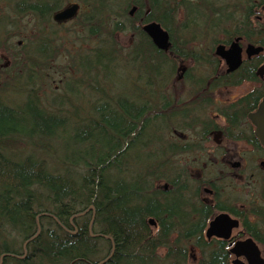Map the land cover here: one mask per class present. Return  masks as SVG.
<instances>
[{
    "label": "trees",
    "instance_id": "16d2710c",
    "mask_svg": "<svg viewBox=\"0 0 264 264\" xmlns=\"http://www.w3.org/2000/svg\"><path fill=\"white\" fill-rule=\"evenodd\" d=\"M1 1L0 7L41 24H51L54 12L66 2ZM80 1L90 10L77 25H86L88 37L100 43L79 55V61L72 59L78 80L66 89L75 93L71 92L75 100L83 98L81 94L88 89L91 102L87 97V110L77 104L71 109L76 121L71 122L51 111L50 105L66 104L63 99L44 104L33 88L25 93L17 88L15 94L23 96L17 102L5 100L0 92V264H186L188 246L198 248V264H229L218 243L203 240L210 211L198 192L208 183L207 177H193L176 159L179 154L202 149L212 123L201 116L193 124L185 123L188 111L194 108L180 107L176 112V102L166 99L163 92L168 83L164 85L165 79L175 73H183L190 87L207 84L208 75H190L185 61L207 66L208 73H221L217 57L200 51L193 41L226 21L225 37L235 35L240 9L234 8L239 4L230 10L231 15L226 0ZM131 5L137 10L130 17L127 7ZM180 7L185 11L183 22L177 19ZM149 21L158 22L168 32L167 51L157 50L141 30L140 25ZM4 29L0 28V37L9 39ZM121 33L130 34L134 41L125 58L114 48L115 35ZM44 48L37 47L31 56L51 60ZM135 62H141L142 69L127 76L132 88H115L107 76L109 68ZM32 71L29 68L27 73ZM241 73L246 75L241 77ZM227 77L234 81L223 82ZM242 78L254 77L240 68L208 84L232 85ZM257 95L264 96V82ZM245 100L234 107V111H242L241 118L251 108ZM179 133L183 140L177 137ZM245 139L254 149L261 148L249 135ZM144 150L148 160L143 163L137 153ZM256 177L264 183V178ZM242 202L250 203L247 199ZM260 218L264 220V214ZM244 226L264 243L257 226L247 222Z\"/></svg>",
    "mask_w": 264,
    "mask_h": 264
},
{
    "label": "rangeland",
    "instance_id": "374dc122",
    "mask_svg": "<svg viewBox=\"0 0 264 264\" xmlns=\"http://www.w3.org/2000/svg\"><path fill=\"white\" fill-rule=\"evenodd\" d=\"M72 1L77 0H66L65 4ZM2 4L3 3L0 0V5ZM237 4H239V7L237 9H241V7L245 5V2L244 0H226L224 3L229 13H231L230 10H232L234 6H237ZM86 12L87 8L86 6H84L81 10H79L78 17L74 18L73 20L60 23L52 21L51 24H41L40 22H37L36 19L28 15H14L11 8L9 7L5 9L4 6L0 7V28L2 31L4 27V33L8 34L10 37L9 39L8 37L5 39H3L2 36L0 37V92L3 94L2 97L5 100H16L17 102H19L23 96H20L21 94L16 95L15 92L20 91L21 93H25V91L27 92L28 90H31V88H33L34 91H36V94L40 97L41 101L44 102V104H48V102L53 103L52 100L57 98H59V100H65L66 104H59V106H57L58 108H54L49 103V105L52 107L51 111L59 112L58 114L62 116L65 115L64 117H66L71 122L76 121L71 109L73 110L74 107H77V104L82 105L85 109L88 106L86 104V100L88 97L87 93H90V91L88 89H85L81 94L84 95V97L80 99V97L78 96V99L75 100L76 96L71 94L72 90L66 89V86H71V82H75L76 79L78 80L77 73H73V66L75 68L77 64H73L72 59H80L78 58L79 55L87 53L93 47L99 45H95V43H100V41L98 42V40H96L97 42H94L93 38L88 37L87 29L86 27H84L86 25L82 27L78 26L80 24L79 22L84 17V13ZM184 14V8L180 7L177 16V19L180 22H183V20L185 19ZM200 22H204V18L201 17ZM227 23L228 21L222 23L224 25L223 28L222 24H219L218 26L220 28H217V30H210L207 36H203L204 34H199L195 38L196 40L193 41V45L196 46V48H199L200 51H204L207 53L211 52L213 54L215 47V44L213 42L215 40H218V42L220 43L225 39L223 35V29L228 28ZM195 35H197V33H195ZM132 42L134 41L130 34H116L114 40V48L116 54L118 53L120 57L125 58L126 52L128 50L130 51ZM41 45H45L44 50L51 53V60L45 61L31 56V53L34 54V50ZM17 58L19 59L16 60ZM183 63L185 67L191 68L189 69L190 75L199 76L200 73L209 72V68L207 66L203 67L191 61H185ZM84 64L85 62H83L82 65L84 66ZM141 65V62H135L133 66L123 65L120 68L116 69L112 67L109 68L107 76L109 77L110 83L117 89L123 86H126L122 88L124 89V91L131 89L132 87L131 84L129 85L128 83L127 76L129 75L130 77H132L131 75L133 74V72L141 70ZM29 68L34 69V71H32L33 73H27V70ZM178 74L179 73H175L169 79H165L164 85H166V81H168L167 86L163 92L166 94L165 98L176 102L173 104L181 102L184 103V101L192 102L195 95L197 94L191 91L189 81L186 79H182V77ZM12 87H15V90H11ZM17 88L19 90H17ZM221 96L227 97L229 96V94L225 92ZM93 99L94 98H92V100ZM88 101L89 103L91 102L89 97ZM57 109H59V111ZM202 116L207 119L209 117L208 112L202 114ZM69 135L70 134H68L67 136ZM175 136L176 135L173 134L174 140ZM187 138L189 141H194L192 136H188ZM33 141L35 144H38L37 142H35V139H33ZM175 141L178 140L176 139ZM42 144L46 145L45 142ZM203 145L204 150L191 151L176 156L178 163L186 166L189 173L193 177H197L200 174L207 178L210 175L212 177L213 174H215V172L218 170L212 167V164H210V162L213 163V157L219 156V152L221 151H217L214 148V143L212 142L211 138L205 141ZM222 146L225 149L230 150L232 154V156L230 157H234L231 158V161H237L234 154L235 151H238L242 159V168L232 169V174L230 177H228V182L230 183L229 185L232 189H229V191L228 185L226 190L227 193H234V196H238L240 193L237 192L233 187H238L241 185L243 186V184L244 187H246L245 184L249 182H251V184L247 185V189L250 190V193H255L256 191L259 192L260 181L258 179L256 180L254 177L252 180L248 178L251 173L258 175L259 178H264V174L259 172L258 169V163L261 159H263H259V153H256L254 151L252 145L247 144L246 142L244 144L241 141L236 144L223 141ZM207 151L208 153H206ZM59 153L60 154H58V156L62 159V152L59 151ZM137 155L141 158L143 157V163L148 160L146 150L142 151V153H137ZM221 160L225 162V160H223L222 158ZM48 163H50V161H48ZM221 163H219V166H222ZM223 166L219 169L224 168ZM227 167L230 168L229 165H227ZM239 176H242L244 179L242 177L240 178ZM160 185H164V183L161 182ZM247 194L248 190L246 195ZM203 196L206 195L203 193ZM242 196L244 197V195ZM258 246L261 251V255L264 258V244H258ZM193 250L188 246V260L186 264H198L197 261L199 258V254H196V260L193 259L191 257V255H193ZM162 254L163 251H160V255Z\"/></svg>",
    "mask_w": 264,
    "mask_h": 264
},
{
    "label": "flooded vegetation",
    "instance_id": "af4514ba",
    "mask_svg": "<svg viewBox=\"0 0 264 264\" xmlns=\"http://www.w3.org/2000/svg\"><path fill=\"white\" fill-rule=\"evenodd\" d=\"M72 4H77L78 9L76 15L71 18L70 20H73L78 16L79 10H81L84 6L81 4L80 0L72 1L66 3L61 9H63L66 6H70ZM132 7H136L135 5H131L127 7V13L129 16H133L134 13L137 10V7L135 11L130 14V10ZM89 12V6L86 7ZM60 9V10H61ZM237 9V8H234ZM59 11V10H58ZM57 12V11H56ZM240 24L238 26V30L234 32L235 35H230L229 39L225 37V34L223 33L225 39L223 41H228L227 43L220 42L225 45L227 48L231 42H233L236 38H238L237 44L241 49V64L237 69L242 68L244 72H249L250 76L254 78H242L241 80H238L239 82L237 84L232 85H217V86H211L209 85L212 82H215L218 80L219 76L224 75H230L231 72H226V64L224 61L218 60V66L219 70H221V73H201V74H207L208 79L205 80L207 83L204 86H193L191 87V91L196 92L197 95H195L194 100L190 103L187 101H184V103H177L174 105L175 111L178 112V109L180 107H185L187 109H192L188 111V118H186L184 121L185 123H191L193 124L196 122V118L198 116L203 117L202 114H205L208 112L209 117L207 119H210L212 126L207 129V138L206 141L211 138L212 142L214 143V148L219 152V156L213 157V163L212 167H214L217 171L213 176H208L207 180L208 183L206 185H201L199 188V200L209 208L210 211V217L207 219V222L202 230L203 240L210 244L218 243L219 247L222 251L226 252L229 258V264H233L232 261L235 259V256L230 253V249L232 246L238 242L242 241L246 238H251L255 244L258 246V244H264L261 241L256 240L254 237H252V234L247 231L246 227L244 226V222H247L248 224H253L254 226H257L258 230L264 234V224L261 221L260 217L264 214V183L260 182V190L259 192H251L247 189V185L251 184V182L245 184L246 187L238 186L233 187L237 192L240 194L238 196H234V193H227V186L230 184L228 182V177L232 174V169H241L242 168V159L241 155H239L238 151H235V158L237 161H231L230 157L232 156L229 149H225L222 146V142L225 141L227 143H238V142H245L247 143L245 139V134L249 135L251 139H258L254 135V126L250 123L249 119L247 118V115L250 112H253L256 110L258 104L260 101L264 98V96L257 95L261 89L264 82V74L259 75L258 73L260 68H264V0H245V5L241 7L240 9ZM232 15V12L230 13ZM67 20V21H70ZM150 22V21H149ZM137 25H140L139 22H137ZM141 27V25H140ZM229 29V27L227 28ZM218 44V43H216ZM215 44V45H216ZM248 45H252L254 47H261L262 51H260L257 54L247 55L246 48ZM236 69V70H237ZM235 71V70H234ZM232 71V72H234ZM263 73V72H262ZM183 74V73H182ZM182 74L180 73L179 75ZM241 77L246 75L245 73H241ZM183 79V77H182ZM223 82H233L234 80L231 79V77H227L226 79L222 80ZM209 83V84H208ZM190 92V91H189ZM228 93L229 96L222 97L221 95L223 93ZM255 92V94H253ZM245 103L250 105V110L243 114V118H241L240 114L241 112L234 111L235 106H239L240 102L239 100L245 99ZM199 105H202L200 108ZM197 109H202L201 112H198ZM227 113V114H225ZM232 122L234 127L229 128V124ZM236 124L238 125L236 127ZM216 131L220 132V143H216L213 140V136ZM181 137L180 139L183 140L185 137L181 134H178ZM204 143V142H203ZM202 143V149L198 150H204V145ZM249 144V143H247ZM260 149H254L256 153H259L258 157L263 158L258 163V169L259 172L264 174V166H261V162L264 161V149L260 145L258 141ZM254 148V147H253ZM194 151H197L194 150ZM208 153V151L206 152ZM229 157V158H227ZM225 160L227 165H229L230 168L227 167L226 163L221 160ZM222 162V163H221ZM219 163L226 166H223L224 168L219 169L222 166H219ZM234 164H237V166H234ZM254 173H251L248 177L250 180L253 179ZM202 174L198 175L197 178H200ZM240 178L242 176H239ZM259 178V176L257 175ZM243 178V177H242ZM244 179V178H243ZM232 189L229 185L228 190ZM248 190V194L246 195ZM230 191V190H229ZM203 193L206 196H203ZM244 195V197L242 196ZM255 197V198H254ZM259 197V198H257ZM240 198V201L237 199ZM243 198V199H242ZM244 199H247L250 203L246 204L245 202H242ZM249 210L257 211L258 215H253L251 213H248ZM234 211V212H233ZM239 214L244 215V219L241 218ZM220 213H226L231 218L236 219L238 221V226L234 229H232L229 238L223 239L216 236H211L210 238H206L205 236V230L210 222L216 215ZM193 250V255L191 257L196 260V254L199 253L198 248H195L193 246L190 247ZM259 248V246H258ZM260 250V249H259ZM261 252V251H260ZM263 257V256H262ZM242 264H246V261L243 257L238 258Z\"/></svg>",
    "mask_w": 264,
    "mask_h": 264
},
{
    "label": "water",
    "instance_id": "95a60500",
    "mask_svg": "<svg viewBox=\"0 0 264 264\" xmlns=\"http://www.w3.org/2000/svg\"><path fill=\"white\" fill-rule=\"evenodd\" d=\"M77 4L64 7L63 9L53 14V20L56 22H64L73 18L77 12ZM136 7H132L130 14L135 11ZM141 30L150 39L152 45L160 51H167L170 46L168 32L156 21L145 23ZM238 38H236L226 48L224 44H217L214 47L215 56L219 57L226 64V72H232L236 70L241 64V49L237 44ZM262 51L261 47H254L248 45L246 48L247 55L257 54ZM183 72V69L181 70ZM259 75L264 74V68L261 67ZM263 72V73H262ZM182 74V73H181ZM181 76V75H180ZM250 123L254 126V135L258 139L260 145L264 149V98L260 101L255 111L250 112L247 115ZM220 132L216 131L213 140L216 143H220ZM237 166V164H234ZM261 166H264V161L261 162ZM151 225H155L154 220L149 219ZM238 226V221L231 218L226 213H220L210 220L206 230V238L211 236L227 239L230 236L232 229ZM230 253L235 256L232 261L233 264H242L238 259L243 257L246 264H264V258L261 256L260 250L255 242L251 238H246L242 241L236 242L230 249Z\"/></svg>",
    "mask_w": 264,
    "mask_h": 264
},
{
    "label": "bare ground",
    "instance_id": "6f19581e",
    "mask_svg": "<svg viewBox=\"0 0 264 264\" xmlns=\"http://www.w3.org/2000/svg\"><path fill=\"white\" fill-rule=\"evenodd\" d=\"M65 5H66V4H65ZM66 7H67V6H66ZM60 9H61V8H60ZM60 9H59V10H60ZM179 134H180V133H179Z\"/></svg>",
    "mask_w": 264,
    "mask_h": 264
}]
</instances>
